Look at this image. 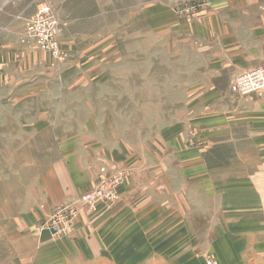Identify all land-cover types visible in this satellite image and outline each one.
<instances>
[{
  "label": "rangeland",
  "instance_id": "obj_1",
  "mask_svg": "<svg viewBox=\"0 0 264 264\" xmlns=\"http://www.w3.org/2000/svg\"><path fill=\"white\" fill-rule=\"evenodd\" d=\"M41 1L0 0V264H23L35 247L31 234L45 228L48 215L35 214L46 198L44 178L64 163L65 144L158 149L160 161L169 155L175 165L180 152L207 151L208 166L235 160L218 158V126L198 123L200 104L190 90L218 84V76L195 68L199 53L192 48L209 0H47L59 58L25 36ZM114 175L111 198L85 208L113 202L122 170L98 174L83 193ZM173 175L177 186L183 174ZM214 257L204 259L224 264Z\"/></svg>",
  "mask_w": 264,
  "mask_h": 264
},
{
  "label": "crops",
  "instance_id": "obj_2",
  "mask_svg": "<svg viewBox=\"0 0 264 264\" xmlns=\"http://www.w3.org/2000/svg\"><path fill=\"white\" fill-rule=\"evenodd\" d=\"M255 1L209 0L192 47L199 53L195 68L218 76L217 85L190 86L200 104L196 118L218 126V158L235 160L208 166L207 151L180 152L175 165L169 155L160 161L158 149L65 144L64 163L45 175L36 218L74 202L100 173L118 169L125 177L113 202L82 207L69 233L31 234L35 247L24 252L23 264H204L208 253L224 264H264V91H230L234 76L264 64V6ZM175 173L183 174L177 186Z\"/></svg>",
  "mask_w": 264,
  "mask_h": 264
},
{
  "label": "built area",
  "instance_id": "obj_3",
  "mask_svg": "<svg viewBox=\"0 0 264 264\" xmlns=\"http://www.w3.org/2000/svg\"><path fill=\"white\" fill-rule=\"evenodd\" d=\"M50 9L47 0H42L34 18L26 23L25 36L31 38L40 47L48 49L54 57L60 56V45L55 39L54 24L47 23ZM48 25V27H46ZM51 26V27H50ZM264 90V64L244 70L233 77L230 82V91L233 94L246 96ZM119 176L100 178L97 188L90 193L83 194L74 202L62 203L53 207L48 215L42 220L41 226L48 229L54 235H63L70 232L74 220L80 209L85 204L93 205L100 197L111 198V187L118 182ZM204 264H218L212 258H207Z\"/></svg>",
  "mask_w": 264,
  "mask_h": 264
}]
</instances>
